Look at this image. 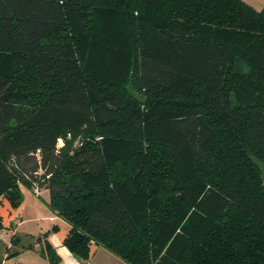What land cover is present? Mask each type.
Masks as SVG:
<instances>
[{
  "label": "trees",
  "instance_id": "1",
  "mask_svg": "<svg viewBox=\"0 0 264 264\" xmlns=\"http://www.w3.org/2000/svg\"><path fill=\"white\" fill-rule=\"evenodd\" d=\"M21 185L82 263L264 264V7L0 0V202Z\"/></svg>",
  "mask_w": 264,
  "mask_h": 264
},
{
  "label": "crops",
  "instance_id": "2",
  "mask_svg": "<svg viewBox=\"0 0 264 264\" xmlns=\"http://www.w3.org/2000/svg\"><path fill=\"white\" fill-rule=\"evenodd\" d=\"M245 1L257 9L264 7V0ZM10 209L12 208L8 205L5 210L10 212ZM0 215L2 216V214ZM11 225L12 229L0 230V264H50L43 249V241L37 239L39 242V247H37L36 244L38 243H35L34 238L31 237L32 235L17 231L16 222H12ZM13 234L19 236V241L16 246L11 245L10 242ZM47 241L59 257L57 264H127L121 258L102 246H92L91 256L85 263H82L79 259L75 258L72 253L63 246V244H61V241H58L57 243L52 235L47 237ZM29 244H32V247H27ZM7 247H10V252L15 251L16 253L8 257V253L6 252Z\"/></svg>",
  "mask_w": 264,
  "mask_h": 264
},
{
  "label": "rangeland",
  "instance_id": "3",
  "mask_svg": "<svg viewBox=\"0 0 264 264\" xmlns=\"http://www.w3.org/2000/svg\"><path fill=\"white\" fill-rule=\"evenodd\" d=\"M20 194V205L18 208L10 209V212L5 210L8 207L7 201L1 200L0 214H2L3 222L6 225L16 222V230L32 235L35 243H38L37 247H39L38 237H43L44 234L47 237L52 235L57 243L61 241L63 244L62 237L68 226L62 218L47 207L46 203L50 199L48 190L40 189L37 194L33 189L21 185Z\"/></svg>",
  "mask_w": 264,
  "mask_h": 264
},
{
  "label": "built area",
  "instance_id": "4",
  "mask_svg": "<svg viewBox=\"0 0 264 264\" xmlns=\"http://www.w3.org/2000/svg\"><path fill=\"white\" fill-rule=\"evenodd\" d=\"M34 192L37 193V194L39 193V190H38L37 186H34Z\"/></svg>",
  "mask_w": 264,
  "mask_h": 264
}]
</instances>
